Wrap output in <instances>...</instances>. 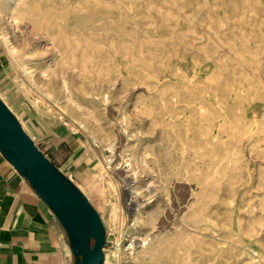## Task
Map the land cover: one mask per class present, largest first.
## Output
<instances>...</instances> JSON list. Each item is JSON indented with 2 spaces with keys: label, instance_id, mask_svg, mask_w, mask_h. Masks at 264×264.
<instances>
[{
  "label": "rangeland",
  "instance_id": "374dc122",
  "mask_svg": "<svg viewBox=\"0 0 264 264\" xmlns=\"http://www.w3.org/2000/svg\"><path fill=\"white\" fill-rule=\"evenodd\" d=\"M1 33L0 95L26 131L42 117L90 148L108 264H250L249 245L264 264V0H0Z\"/></svg>",
  "mask_w": 264,
  "mask_h": 264
},
{
  "label": "crops",
  "instance_id": "0c3cea01",
  "mask_svg": "<svg viewBox=\"0 0 264 264\" xmlns=\"http://www.w3.org/2000/svg\"><path fill=\"white\" fill-rule=\"evenodd\" d=\"M29 121L33 139L47 157L80 189L84 186L91 190L86 177L93 175L94 157L82 139L48 119L35 116ZM0 264H75L65 227L1 152Z\"/></svg>",
  "mask_w": 264,
  "mask_h": 264
},
{
  "label": "water",
  "instance_id": "95a60500",
  "mask_svg": "<svg viewBox=\"0 0 264 264\" xmlns=\"http://www.w3.org/2000/svg\"><path fill=\"white\" fill-rule=\"evenodd\" d=\"M0 152L61 221L72 243L75 264H102L106 227L101 214L47 157L1 97Z\"/></svg>",
  "mask_w": 264,
  "mask_h": 264
},
{
  "label": "bare ground",
  "instance_id": "6f19581e",
  "mask_svg": "<svg viewBox=\"0 0 264 264\" xmlns=\"http://www.w3.org/2000/svg\"><path fill=\"white\" fill-rule=\"evenodd\" d=\"M13 16V15H12ZM12 23L13 24H17L18 23V18L17 17H15L13 20H12ZM93 30V29H92ZM0 38L4 41V43H5V45H6V47H7V50H8V53L12 56V57H16V51H15V48H13V46H11V44H10V41H9V39L6 37V35L4 34V33H1L0 34ZM113 41V40H112ZM165 44V43H164ZM167 46V45H166ZM75 47V46H74ZM73 47V48H74ZM44 48V47H43ZM26 53V52H25ZM71 53V52H70ZM172 55V54H171ZM83 60V59H82ZM22 65V64H21ZM23 65H25V64H23ZM44 66V65H43ZM45 73H46V71H43V74L45 75ZM42 75V74H41ZM157 81V80H156ZM52 83V80L51 79H49L48 81H47V85L49 84H51ZM64 89L66 90V91H68L67 90V88L66 87H64ZM151 91V90H150ZM152 92H153V89H152ZM145 93V92H144ZM68 95V94H67ZM106 96V95H105ZM157 96V95H156ZM173 96V95H172ZM1 97V96H0ZM2 98V97H1ZM105 98V97H104ZM177 98V97H176ZM3 99V98H2ZM174 100V99H173ZM106 101V100H105ZM5 102V101H4ZM6 103V102H5ZM68 105L70 104L71 105V103H73L74 104V102L72 101V100H68ZM7 104V103H6ZM167 104V103H166ZM162 105V104H161ZM77 106V105H76ZM76 106H72L73 108H75ZM61 108H62V110L63 109H66L64 106H60ZM10 108V107H9ZM60 108V109H61ZM164 108V107H163ZM188 108V107H187ZM200 108V107H199ZM252 108V107H251ZM11 109V108H10ZM142 109V108H141ZM201 109H203V108H201ZM12 110V109H11ZM13 111V110H12ZM200 111V110H199ZM201 114V113H200ZM17 116V115H16ZM171 116V115H170ZM18 117V116H17ZM164 117V116H163ZM169 117V116H168ZM19 118V117H18ZM162 118V117H161ZM221 119V118H220ZM20 120V119H19ZM165 120V119H164ZM156 121V120H155ZM217 121H219V120H217ZM253 121V120H252ZM186 122H187V120H186ZM22 123V122H21ZM79 124H80V126H83L82 124V122L81 121H79ZM22 125H23V123H22ZM138 125V124H137ZM256 125V124H255ZM150 126V125H149ZM221 126V125H220ZM23 127H24V129H25V126L23 125ZM153 128V127H152ZM218 128H219V126H218ZM167 129V128H166ZM26 130V129H25ZM172 130V129H171ZM214 130V129H213ZM216 130V129H215ZM219 130V129H218ZM168 131V130H167ZM251 131V130H250ZM136 132V131H135ZM186 132V131H185ZM29 133V132H28ZM29 135L33 138V136L29 133ZM202 135V134H201ZM212 135V134H211ZM253 135V134H252ZM187 136V135H186ZM221 138H223V137H221ZM175 139V138H174ZM203 139V138H202ZM107 140H110V139H107ZM152 140V139H151ZM211 140H213V139H211ZM173 141V140H172ZM112 142V141H111ZM109 143V148L113 151L114 150V146L115 145H113V143ZM123 142V141H122ZM152 142V141H151ZM210 141H207V143H209ZM120 143V142H119ZM150 143V142H149ZM205 143V142H204ZM213 143V142H212ZM183 145V144H182ZM167 146V145H166ZM169 146V145H168ZM206 146V145H205ZM259 146V145H258ZM183 147H184V145H183ZM212 147V146H211ZM210 147V148H211ZM159 150V149H158ZM207 150V149H206ZM208 154V153H207ZM228 156V155H227ZM197 157V156H196ZM207 160V159H206ZM198 161V160H197ZM108 162H109V160H108ZM128 165V164H127ZM233 165V164H232ZM220 166V165H219ZM230 166V165H229ZM229 168V167H228ZM229 172V171H228ZM215 173H217V171L215 170V171H213V175H208L207 176V178H206V180L209 178H212V179H216V175H215ZM226 173H224V175H225ZM218 177V176H217ZM224 177H226V175L224 176ZM198 181V180H197ZM209 181V180H208ZM211 181V180H210ZM199 182V181H198ZM132 184L130 185V187H129V190H128V195H129V203L128 204H133V202H134V199H135V195H137V186H136V181H132L131 182ZM206 183V182H205ZM207 184V183H206ZM206 184H204L205 186H206ZM227 187V188H230V187H232L233 186V184H231V183H226V185L224 184V183H221L220 184V187H219V191H218V193L220 194V198L219 199H221L220 200V203H221V201L224 203V204H226L228 207H229V211L230 212H233L234 211V206H233V202L232 201H230V202H225L224 200H223V196H222V194H221V192H222V190L224 189V187ZM201 187V186H200ZM204 187V186H203ZM202 188V187H201ZM180 191V190H179ZM215 191V190H214ZM150 192H151V189H150ZM264 194V193H263ZM209 196H210V194H209ZM199 197V196H198ZM213 199V198H212ZM128 200V199H127ZM194 200V199H193ZM198 201H200V200H198ZM209 204V203H208ZM235 205V204H234ZM192 206V205H191ZM197 206V205H196ZM195 206V207H196ZM202 206V205H201ZM204 206V205H203ZM202 206V207H203ZM247 206V205H246ZM222 207V206H221ZM224 207V206H223ZM194 209V208H193ZM192 209V210H193ZM222 209V208H221ZM224 209V208H223ZM190 210V209H189ZM194 218H195V223L197 224L196 225V227H198L199 229H204L205 227V223L207 224L208 222L209 223H211V224H213L212 226L214 227L215 225H217V223L216 222H214V221H212L211 220V218L209 217L208 218V215H205V214H202L201 213V208H198V209H196L194 212ZM221 213V212H220ZM212 214V213H211ZM257 214V213H256ZM187 215H188V213H187ZM215 216V215H214ZM187 217H189V216H187ZM252 217V216H251ZM125 218V217H124ZM186 218V217H185ZM187 219H189V218H187ZM187 219H186V221H187ZM190 219H191V216H190ZM191 223V222H190ZM193 223V222H192ZM188 224V223H187ZM208 225V224H207ZM191 226V225H190ZM216 227V226H215ZM197 229V228H196ZM255 229V228H254ZM214 230V229H213ZM210 231V230H209ZM208 231V232H209ZM222 231H224V230H222ZM221 231V232H222ZM251 231V230H250ZM200 232V231H199ZM188 233V232H187ZM228 233V232H227ZM207 234V233H206ZM212 234H214L213 232H212ZM224 234V233H223ZM245 235H247V233H245L244 231H243V229L240 227V228H237V227H234V225H232V227H231V230H230V240H232L233 242H235V243H240V244H246L247 242H246V240H245ZM181 236V235H180ZM210 236V235H209ZM212 236V235H211ZM214 236V235H213ZM185 238V237H184ZM196 238V237H195ZM200 238H201V236H200ZM261 238V237H260ZM197 239V238H196ZM211 239H213V238H211ZM144 241H146V240H144ZM166 241V240H165ZM195 241H197V240H193V242H195ZM220 241V240H219ZM251 241V240H250ZM209 243V242H208ZM221 243H223V242H221ZM234 243V244H235ZM250 243H252V241L250 242ZM258 243H261V240H259L258 241ZM190 244V243H189ZM191 244H193V243H191ZM264 244V243H263ZM144 245V244H143ZM148 245V244H147ZM231 245V244H230ZM149 246H151V245H149ZM219 246V245H218ZM234 246H236V245H234ZM250 246V253H249V258H250V264H258V262L256 263V261H254L253 259L255 258V256H254V254H256V253H258L259 251H257L254 247H253V245H249ZM152 247V246H151ZM149 248V247H148ZM239 248V247H238ZM140 249V248H139ZM150 249V248H149ZM149 249H147V250H149ZM213 250V249H212ZM209 251V250H208ZM210 251H211V249H210ZM186 252H188V251H186ZM199 252V251H198ZM212 252V251H211ZM264 252V251H263ZM143 253V252H142ZM144 253H146V252H144ZM200 253V252H199ZM184 254V253H183ZM186 254V253H185ZM190 254V253H189ZM207 254V253H206ZM259 254V253H258ZM229 255V254H228ZM135 256V255H134ZM260 256H262V257H264V254H261ZM135 257H137V256H135ZM139 258H140V256H139ZM228 258V257H227ZM248 257H246V259H247ZM133 259V258H132ZM137 259V258H136ZM139 260H137V262H138ZM223 261V260H222ZM183 262V261H182ZM190 263V262H189ZM226 263V262H225ZM102 264H108V258L105 256V259H104V261H103V263Z\"/></svg>",
  "mask_w": 264,
  "mask_h": 264
}]
</instances>
